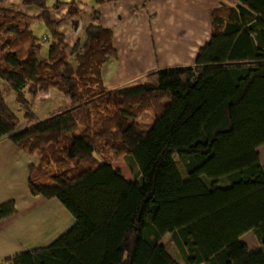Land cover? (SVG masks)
<instances>
[{"label": "trees", "instance_id": "trees-1", "mask_svg": "<svg viewBox=\"0 0 264 264\" xmlns=\"http://www.w3.org/2000/svg\"><path fill=\"white\" fill-rule=\"evenodd\" d=\"M4 1L0 79L17 94L27 126L20 129L0 89V140L36 156L31 193L58 199L75 223L49 246L0 264H180L163 243L168 234L185 264H264V0L213 10L211 39L194 67L152 72L115 91L102 67L117 52L112 33L95 24L97 11L85 40L70 47L52 11L68 7L67 17H77V2L24 0L40 11L31 16ZM36 21L52 36L47 58ZM51 89L72 104L40 120L32 99ZM147 111L154 121L146 129ZM121 159L134 179L114 166ZM16 211L14 201L0 204V220ZM250 231L257 251L240 240Z\"/></svg>", "mask_w": 264, "mask_h": 264}, {"label": "crops", "instance_id": "crops-1", "mask_svg": "<svg viewBox=\"0 0 264 264\" xmlns=\"http://www.w3.org/2000/svg\"><path fill=\"white\" fill-rule=\"evenodd\" d=\"M230 2L234 5L233 0H113L102 4L95 0L87 20L81 18L84 7L77 2L80 11L72 18L77 24L73 27L70 20H65L59 30L68 44L72 45L70 39L74 40V34L81 35L77 40H85L86 29L93 23L95 11L98 12L95 24L112 33L117 52V58L103 65L102 79L108 91H115L145 81L152 72L194 67L200 49L211 39V12ZM3 6L31 16L40 14L37 8L25 6L24 0H5ZM68 9L53 10V19L62 20V16L71 19L67 17ZM32 101L33 112L40 120L72 104L57 89L38 94ZM38 111L44 112L46 118L42 119ZM258 152L264 166V145ZM32 165H38L36 156L16 146L8 137L0 140V204L14 201L17 209L13 216L0 220V263L21 252L49 246L75 223L73 215L58 199L31 193ZM114 166L132 180L120 166L115 163ZM167 237L171 235L163 238L166 246ZM240 240L251 251L261 247L252 231ZM170 254L185 264L179 250Z\"/></svg>", "mask_w": 264, "mask_h": 264}, {"label": "rangeland", "instance_id": "rangeland-1", "mask_svg": "<svg viewBox=\"0 0 264 264\" xmlns=\"http://www.w3.org/2000/svg\"><path fill=\"white\" fill-rule=\"evenodd\" d=\"M70 1H72V0H46V2H47V6H50V7H52V6H54L56 3H67V2H70ZM75 1H77L78 3H81L82 5H83V7H84V11H83V15H82V19H83V17H84V19H86L87 20V17H88V11H90L91 9H92V7L93 6H95V0H75ZM230 4V6H233L232 5V3L230 2L229 3ZM229 4H228V6H229ZM20 8V7H19ZM22 9V8H21ZM61 10V9H60ZM62 16V15H61ZM65 20H70L71 22H72V26L74 27L77 23V20H74V19H67V18H63V16H62V20H60L61 21V23H60V25L62 26V27H64L63 26V23H64V21ZM62 27H61V29H62ZM32 29H33V32H34V35L36 36V38L38 39V40H40L41 41V43H43V51H42V57L43 58H47V55H48V47H49V45H50V43H51V40H52V36H51V33H50V31L48 30V28L45 26V24L43 23V22H39V21H36L34 24H33V26H32ZM74 40L73 39H70V40H72V45H74V42H75V40H77V38L78 37H80L81 35H79V36H77V35H75L74 34ZM44 38L46 39V38H48V41H44ZM70 45V47H72V45L71 44H69ZM70 62L72 63V65L74 66V67H76V62L74 61V59H72V58H70ZM6 84L0 79V89H2V90H4V93H6L5 94V97H6V99H7V101L9 102V105H10V108L16 113V115L20 118V120H21V125H20V129H22V128H25L26 126H27V123L25 122V120H24V111L22 110V108L21 107H19L16 103H15V99H16V97H17V94L13 91V90H7L6 89V86H5ZM8 88V87H7ZM25 96L27 97V98H29L30 96L28 95V93H27V91L25 92ZM31 100V99H30ZM32 104H33V102H32ZM46 113V112H45ZM38 114H39V116L42 118V119H45L46 118V114H44V112H41V111H38ZM140 121H141V123L143 124V126L147 129L148 127H150L151 125H152V123H153V121H154V115H153V112L152 111H147V112H145L144 114H143V116H141V118H140ZM175 160H176V162H177V164H178V167H179V169L181 170V172H182V174H183V176L184 177H186L187 176V174H186V171H185V167H184V165H183V162L181 161V159H180V157L179 156H175ZM115 164H116V166H120L121 167V169H123L124 170V172H125V174L128 176V177H130V178H132V179H134V176H133V174L131 173V171H130V169L128 168V166H127V164H126V161L124 160V159H121V160H117L116 162H115ZM166 243H167V247H168V251L170 252H172L173 251V253L176 251H178V249H177V247H176V245L174 244V242H173V240H172V237H167L166 238ZM172 242V243H171ZM174 248H175V250H174ZM170 252V253H171Z\"/></svg>", "mask_w": 264, "mask_h": 264}, {"label": "built area", "instance_id": "built-area-1", "mask_svg": "<svg viewBox=\"0 0 264 264\" xmlns=\"http://www.w3.org/2000/svg\"><path fill=\"white\" fill-rule=\"evenodd\" d=\"M45 39V38H44Z\"/></svg>", "mask_w": 264, "mask_h": 264}]
</instances>
